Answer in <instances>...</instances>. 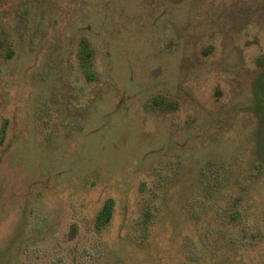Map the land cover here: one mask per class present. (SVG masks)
Instances as JSON below:
<instances>
[{
  "label": "rangeland",
  "instance_id": "obj_1",
  "mask_svg": "<svg viewBox=\"0 0 264 264\" xmlns=\"http://www.w3.org/2000/svg\"><path fill=\"white\" fill-rule=\"evenodd\" d=\"M262 55L264 0H0V264H264Z\"/></svg>",
  "mask_w": 264,
  "mask_h": 264
},
{
  "label": "trees",
  "instance_id": "obj_2",
  "mask_svg": "<svg viewBox=\"0 0 264 264\" xmlns=\"http://www.w3.org/2000/svg\"><path fill=\"white\" fill-rule=\"evenodd\" d=\"M92 57V52L90 48L88 47L87 43L82 41L78 50V58L84 67L89 66L90 59ZM259 61H261L264 64V55L260 56ZM90 77V75L88 74ZM252 111L255 113L257 119H258V135L264 137V70L258 74V76L255 78L253 87H252ZM154 103L157 105L159 102L156 100ZM4 131L2 130L0 135L3 136ZM263 160V158H262ZM111 211H112V200L108 199L103 204L100 211L97 213L95 218V229L99 230L101 227L106 225L111 217ZM236 216L238 215L237 211H233Z\"/></svg>",
  "mask_w": 264,
  "mask_h": 264
}]
</instances>
